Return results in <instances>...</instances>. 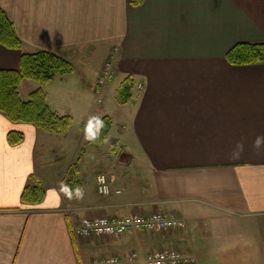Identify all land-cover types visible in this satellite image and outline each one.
Listing matches in <instances>:
<instances>
[{"label": "crops", "instance_id": "1", "mask_svg": "<svg viewBox=\"0 0 264 264\" xmlns=\"http://www.w3.org/2000/svg\"><path fill=\"white\" fill-rule=\"evenodd\" d=\"M0 8L21 41L19 50L0 45V69H17L22 53L41 50L73 66L43 87L48 107L72 118L66 132L0 113V264H92L161 248L264 264V148H253L264 136V63L225 58L237 43L264 42V0H0ZM109 58L115 78L100 90L97 103L101 94L104 103L91 106L85 90L67 83L76 65L84 77L98 78ZM38 87L24 79L20 98ZM93 115L110 119L114 143L85 140ZM9 131L22 141L10 144ZM238 141L244 151L231 159ZM98 173L120 193L100 196ZM31 175L45 190L34 204L21 201ZM62 181L80 186L83 199L64 197ZM157 210L175 214L184 227L119 237L74 233L87 217Z\"/></svg>", "mask_w": 264, "mask_h": 264}, {"label": "trees", "instance_id": "2", "mask_svg": "<svg viewBox=\"0 0 264 264\" xmlns=\"http://www.w3.org/2000/svg\"><path fill=\"white\" fill-rule=\"evenodd\" d=\"M134 6L143 0H129ZM0 45L19 50L21 41L14 33L12 23L0 8ZM228 63L232 65H250L264 63V42H240L233 45L225 55ZM73 71L72 64L65 58L49 51H36L34 53H22L19 56L17 69H0V113L11 122L28 123L38 129L64 133L71 124L69 115H58L53 112L46 103V95L43 87L57 75H66ZM24 79H30L39 84L28 100H22L18 93V86ZM130 82L125 83L120 92L121 100L129 97ZM105 127L100 129V137L95 143L102 142L107 136L111 121L107 116L102 117ZM7 138L10 144L22 141V134L9 131ZM74 170L68 179L70 185L75 183ZM45 190L39 178L31 175L28 184L21 194L23 203L34 204L41 202Z\"/></svg>", "mask_w": 264, "mask_h": 264}, {"label": "built area", "instance_id": "3", "mask_svg": "<svg viewBox=\"0 0 264 264\" xmlns=\"http://www.w3.org/2000/svg\"><path fill=\"white\" fill-rule=\"evenodd\" d=\"M115 74L116 71L113 58L105 60L101 69V74L97 78L95 92L99 94L101 88L114 79ZM138 87L142 88V85L139 84ZM99 176L105 177V185H100L97 182V177ZM105 186L107 187V194L101 190ZM96 189L100 196H107L113 192L120 193V190H114L105 173H98L96 175ZM103 221H106V223H103ZM183 227V220L175 214H166L163 211L157 210L147 215L132 213L119 217H108L105 215L87 217L82 219L81 223L74 228V233L80 237H119L139 230L147 232H167L178 231ZM85 231L87 232V235H83ZM138 258H140L138 254L132 252L125 258L117 255H110L101 259H96L92 264H108V261L110 260H115V264H136ZM192 261V258L182 254L174 248H161L154 252L147 253L140 258L142 264H191Z\"/></svg>", "mask_w": 264, "mask_h": 264}, {"label": "clouds", "instance_id": "4", "mask_svg": "<svg viewBox=\"0 0 264 264\" xmlns=\"http://www.w3.org/2000/svg\"><path fill=\"white\" fill-rule=\"evenodd\" d=\"M105 127V122H102L101 119L96 116H90L87 124L84 128V138L89 142H95L100 137V129ZM253 148L259 152L262 148H264V136H257V138L253 142ZM244 151V144L242 141H238L235 145V148L230 154L231 159H239L241 154ZM97 182L100 185H105V177L99 176L97 177ZM105 194H107V187H103L101 189ZM59 192L64 195L68 200L77 199L82 200L84 197V190L80 186H76L75 188L71 187L69 184L65 182L60 183ZM87 223V222H86ZM106 223V221H103ZM99 234V233H98ZM83 235H87L85 231ZM108 264H115V260L108 261Z\"/></svg>", "mask_w": 264, "mask_h": 264}, {"label": "rangeland", "instance_id": "5", "mask_svg": "<svg viewBox=\"0 0 264 264\" xmlns=\"http://www.w3.org/2000/svg\"><path fill=\"white\" fill-rule=\"evenodd\" d=\"M88 75H90V74H88ZM94 84L95 85L97 84V76L90 75L88 78L86 76L84 77L82 67L79 65L75 66V71L71 75L70 80L67 83V85H71V87H69V88H72V87L74 88V86H76L75 90H85V92H87V94L90 96L88 99V103L91 106L98 104L97 101L100 97V94L95 95L93 90L90 89L92 86H93L92 89L94 88V86H95ZM78 85H79V87H78ZM104 87H106V85ZM103 88H101V89H103ZM100 99H101V103L98 104L99 106L102 103H104V101H105L103 99L102 94H101ZM75 105L79 106V103L73 102L71 104V107H75ZM116 139H117V131H116V128H114L111 132H108L106 139H105V144L107 143V146L111 145L112 143H114V141H116ZM56 147H58V146H56ZM70 147H72V144H70ZM115 148L117 151L120 149L119 146H116V145H115ZM57 150H61V148L58 147ZM73 170H75L74 166H72L70 173ZM189 257L192 258V260H193L191 262V264H226V263H224V258L221 255L209 256V257L208 256H196V257L189 256ZM231 261H232V263H227V264H238V258H232Z\"/></svg>", "mask_w": 264, "mask_h": 264}]
</instances>
